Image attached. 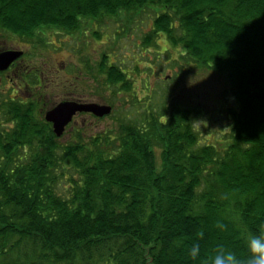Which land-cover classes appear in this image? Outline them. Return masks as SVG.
Wrapping results in <instances>:
<instances>
[{
  "label": "trees",
  "instance_id": "obj_1",
  "mask_svg": "<svg viewBox=\"0 0 264 264\" xmlns=\"http://www.w3.org/2000/svg\"><path fill=\"white\" fill-rule=\"evenodd\" d=\"M108 21L123 33L146 21L143 49L167 45L144 69L104 53L85 71L132 93L140 118L61 142L72 122L57 138L35 106L3 107L15 127L0 130V264H209L218 245L246 256L244 237L264 233V0H0L1 35L25 43Z\"/></svg>",
  "mask_w": 264,
  "mask_h": 264
},
{
  "label": "rangeland",
  "instance_id": "obj_2",
  "mask_svg": "<svg viewBox=\"0 0 264 264\" xmlns=\"http://www.w3.org/2000/svg\"><path fill=\"white\" fill-rule=\"evenodd\" d=\"M123 26L124 24L122 23L116 24L108 21L97 29L94 26H86L81 30L82 32L80 34L69 35L67 37L58 35H48L47 37V35L44 34L43 37H47L44 41L49 43V45H47L48 52L45 56H48L49 61L47 60L46 63L50 65L49 74H51V87L49 91L47 90L45 93L47 94V99L45 100L48 107H52V105L57 106L62 102H60V100L70 97L69 95L71 93L75 94L71 97H85L98 104H108L106 100L111 101V97L113 96V110L109 116L98 119L87 115L76 116L71 128L67 129L63 138H61V142L70 140L72 137L70 134L73 133V129H81L82 132H85L87 137L97 136L98 134L114 132L119 119H121L123 115L125 118L128 117L127 119L131 120L140 118L135 112L138 111L139 107L136 108V106H134V108L130 102L132 101V93L125 95L122 93V95L115 98L114 95L102 91L101 88L94 83V80L85 73L90 66L100 61L104 53L117 55L115 56L118 59L117 63L120 64L121 60H124L126 64L125 67L128 66V68L134 67V64L132 65L130 62L131 60H138L140 69H144V66H146L149 61H154L153 58L156 57V51H161V48L165 49V47H167L165 43L159 41L161 47L160 49L157 48L159 50L152 49L149 52L143 49L142 37H144L148 31V28H146V21L135 23L130 27L127 33H123ZM96 30L103 34L99 40L93 36V32ZM50 32V34H53L52 31ZM116 32H119L120 36H117ZM39 36L42 37V33ZM11 42L12 43L7 45L13 44V47H17L18 45L25 46V41L17 40L16 37ZM3 45L4 43L0 39V46ZM158 59L162 61L164 58L161 56ZM111 60H114V56H111ZM36 62H41V60L34 61V63ZM169 74L170 72L166 70L162 76L164 77V75ZM133 79V81H135L134 91L138 93L139 98L144 99V95L141 94L144 89L143 80H139L135 75H133ZM192 86H195L194 83H192ZM200 88L203 91L209 92L212 89V85L202 84ZM207 98L210 99L209 102L213 100L211 95ZM201 132H204V130Z\"/></svg>",
  "mask_w": 264,
  "mask_h": 264
},
{
  "label": "flooded vegetation",
  "instance_id": "obj_3",
  "mask_svg": "<svg viewBox=\"0 0 264 264\" xmlns=\"http://www.w3.org/2000/svg\"><path fill=\"white\" fill-rule=\"evenodd\" d=\"M0 33V39L3 41L4 45L0 46V53L6 51H18L21 52L22 56L14 61L8 69L5 71H0V115L2 113L3 107L6 109H14L16 113L17 110L24 108V107H36V113L39 118H44L48 111H50L55 106L48 107V104L45 99H47V90L49 91L51 87V74L49 67L50 65L46 63L48 56H45L48 52L47 45L49 43L45 42L44 39L48 37L49 34L43 33L42 37L39 36L36 42H26L24 43L25 46L18 45L17 47H13V44L7 45L12 43L13 38L3 37ZM47 35V37H43ZM17 40H20L16 37ZM41 60V62L34 61ZM83 73V72H82ZM87 74V73H86ZM75 95L74 93L70 94L68 98H63L60 102L64 101H75L78 103H95L90 101L88 98L85 97H71ZM49 96V95H48ZM33 108V107H32ZM79 115H87L92 116L94 115L90 113H80ZM72 120V124L74 119ZM1 121V120H0ZM47 122V121H46ZM48 123V122H47ZM52 125L51 123H49ZM69 127V125H67ZM15 127V121L5 122L1 124L0 122V130L9 131ZM66 127V128H68ZM53 128V127H52Z\"/></svg>",
  "mask_w": 264,
  "mask_h": 264
},
{
  "label": "water",
  "instance_id": "obj_4",
  "mask_svg": "<svg viewBox=\"0 0 264 264\" xmlns=\"http://www.w3.org/2000/svg\"><path fill=\"white\" fill-rule=\"evenodd\" d=\"M18 51H6L0 53V71L8 69L14 61L22 55ZM112 107L108 105H100L97 103H78L75 101H64L59 103L53 109L48 111L45 119L51 123L55 137L60 138L65 133L67 125H69L76 114L90 113L97 118H103L110 115Z\"/></svg>",
  "mask_w": 264,
  "mask_h": 264
},
{
  "label": "clouds",
  "instance_id": "obj_5",
  "mask_svg": "<svg viewBox=\"0 0 264 264\" xmlns=\"http://www.w3.org/2000/svg\"><path fill=\"white\" fill-rule=\"evenodd\" d=\"M246 256L240 257L231 250L218 245L209 258V264H264V233H249L244 237ZM200 246L194 242L188 249V256L196 258Z\"/></svg>",
  "mask_w": 264,
  "mask_h": 264
}]
</instances>
